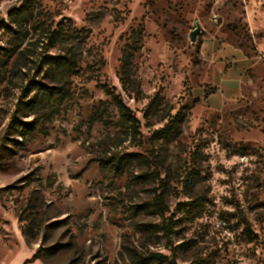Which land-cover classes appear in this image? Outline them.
<instances>
[{
    "label": "rangeland",
    "instance_id": "374dc122",
    "mask_svg": "<svg viewBox=\"0 0 264 264\" xmlns=\"http://www.w3.org/2000/svg\"><path fill=\"white\" fill-rule=\"evenodd\" d=\"M20 2L0 0V20ZM260 2L41 0L86 38L23 139L5 134L38 51L36 11L21 16L28 33L0 57V264H264V66L240 99L196 106L213 45L259 53Z\"/></svg>",
    "mask_w": 264,
    "mask_h": 264
},
{
    "label": "trees",
    "instance_id": "16d2710c",
    "mask_svg": "<svg viewBox=\"0 0 264 264\" xmlns=\"http://www.w3.org/2000/svg\"><path fill=\"white\" fill-rule=\"evenodd\" d=\"M20 5L10 9L6 14V19L0 20V57L6 56L5 52H12L19 47V42L28 33L27 30L22 31V23L25 22L21 17L25 12L37 15V34L38 51L33 60L30 61L28 72L24 73L27 83L21 88L22 97L17 100L15 110L9 117L5 134L12 133L25 138L27 134L34 130L31 121H23L22 119L34 115L39 101L44 97L48 99L57 98L63 95L61 88L51 85L53 80H60L68 73H72L77 65V50L80 41L86 38V30L77 28L73 22L65 17H61L58 21L54 15L41 6V0H20ZM42 18H40V16ZM44 17V18H43ZM75 41L69 46L67 42ZM65 43V46H63ZM57 50V51H55ZM124 56L123 59L124 60ZM33 71V75L30 73ZM49 81L51 84H46ZM119 81L123 83V75L119 74ZM1 84V82H0ZM102 90L112 97L115 108L120 117L129 125V128L136 131L139 126L138 120L130 114L129 109L123 103L121 97L112 94L108 87L102 86ZM7 89L0 85V97L7 96ZM24 98V99H22ZM152 102V101H151ZM150 102V103H151ZM161 135L166 134L165 130H161ZM110 161V159L108 160ZM114 167H118V162L112 160ZM166 233L171 234V225L167 223L165 226Z\"/></svg>",
    "mask_w": 264,
    "mask_h": 264
},
{
    "label": "crops",
    "instance_id": "0c3cea01",
    "mask_svg": "<svg viewBox=\"0 0 264 264\" xmlns=\"http://www.w3.org/2000/svg\"><path fill=\"white\" fill-rule=\"evenodd\" d=\"M255 8L249 15V23L252 33L261 36L259 43L255 40L259 53H248L250 51L227 42L213 45L209 81L212 90L207 94L200 92L196 106L219 111L225 104L240 99L244 87L252 82L250 70L264 66V2Z\"/></svg>",
    "mask_w": 264,
    "mask_h": 264
},
{
    "label": "water",
    "instance_id": "95a60500",
    "mask_svg": "<svg viewBox=\"0 0 264 264\" xmlns=\"http://www.w3.org/2000/svg\"><path fill=\"white\" fill-rule=\"evenodd\" d=\"M201 31V27L198 23H195V26L193 27V29L190 31L189 33V40L190 42H195L197 39L198 34Z\"/></svg>",
    "mask_w": 264,
    "mask_h": 264
},
{
    "label": "built area",
    "instance_id": "2783aa9c",
    "mask_svg": "<svg viewBox=\"0 0 264 264\" xmlns=\"http://www.w3.org/2000/svg\"><path fill=\"white\" fill-rule=\"evenodd\" d=\"M218 225L223 228L225 226V222H219Z\"/></svg>",
    "mask_w": 264,
    "mask_h": 264
}]
</instances>
